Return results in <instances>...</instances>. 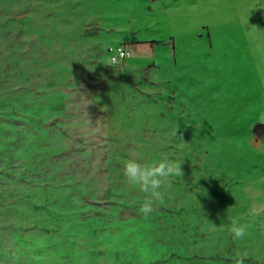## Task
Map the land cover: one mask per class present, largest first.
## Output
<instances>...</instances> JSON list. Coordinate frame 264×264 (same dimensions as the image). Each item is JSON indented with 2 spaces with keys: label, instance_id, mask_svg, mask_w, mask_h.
<instances>
[{
  "label": "rangeland",
  "instance_id": "obj_1",
  "mask_svg": "<svg viewBox=\"0 0 264 264\" xmlns=\"http://www.w3.org/2000/svg\"><path fill=\"white\" fill-rule=\"evenodd\" d=\"M0 264H264V0H0Z\"/></svg>",
  "mask_w": 264,
  "mask_h": 264
},
{
  "label": "clouds",
  "instance_id": "obj_2",
  "mask_svg": "<svg viewBox=\"0 0 264 264\" xmlns=\"http://www.w3.org/2000/svg\"><path fill=\"white\" fill-rule=\"evenodd\" d=\"M180 172L179 166H170L169 164H161L159 167H149L135 160H128L123 166V174L129 182L139 187L145 193L152 196H160V189L163 186L164 179L172 172ZM153 200L144 201L141 211L149 214L153 210ZM246 229L243 225L236 224L231 228L233 239H241L245 236Z\"/></svg>",
  "mask_w": 264,
  "mask_h": 264
},
{
  "label": "built area",
  "instance_id": "obj_3",
  "mask_svg": "<svg viewBox=\"0 0 264 264\" xmlns=\"http://www.w3.org/2000/svg\"><path fill=\"white\" fill-rule=\"evenodd\" d=\"M110 52L112 50H109ZM129 57V54L123 49H117L116 56L112 57L111 63L113 65H119L123 60Z\"/></svg>",
  "mask_w": 264,
  "mask_h": 264
}]
</instances>
